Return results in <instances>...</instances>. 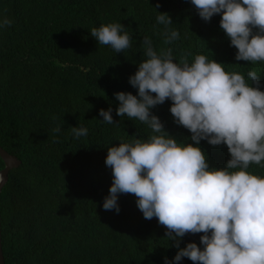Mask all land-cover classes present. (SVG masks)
Wrapping results in <instances>:
<instances>
[{"label":"trees","instance_id":"16d2710c","mask_svg":"<svg viewBox=\"0 0 264 264\" xmlns=\"http://www.w3.org/2000/svg\"><path fill=\"white\" fill-rule=\"evenodd\" d=\"M157 13H167L173 23L168 29L179 32L172 44L164 43ZM5 16L13 24L0 28V147L21 163L0 191L4 263L165 264L166 258L172 264L179 249L157 218L143 217L134 194H118L119 213L102 207L113 179L105 165L108 147L154 134L138 120L116 115L114 93L137 94L128 80L146 59L144 37L157 52L172 48L176 62L188 53L189 63L205 55L246 81L256 71L261 91L264 61H237L221 16L205 22L190 0H0V19ZM108 23L129 30L131 48L116 53L91 37L93 27ZM171 105L166 100L151 109L164 131L200 147L210 168H223L227 146L194 144L174 122ZM109 107L118 126L102 122L99 110ZM57 126L61 131L54 133ZM72 127L87 128V136L74 138ZM248 171L264 177L260 165L250 164ZM201 235L186 234L179 248L196 243L202 250ZM179 264L193 262L185 257Z\"/></svg>","mask_w":264,"mask_h":264},{"label":"clouds","instance_id":"9594fccd","mask_svg":"<svg viewBox=\"0 0 264 264\" xmlns=\"http://www.w3.org/2000/svg\"><path fill=\"white\" fill-rule=\"evenodd\" d=\"M190 2L205 22L221 16L219 26L237 49V61H264V0ZM156 20L165 26V44L179 39L177 30L168 29L173 23L167 13H157ZM12 24L6 16L0 19V28ZM90 35L116 53L132 47V35L121 23L93 27ZM142 45L146 59L128 80L137 94L114 93L116 115L138 120L154 134L147 140L134 135L130 142L108 147L105 165L113 179L103 209L119 213L118 194H134L143 217L157 218L166 229L165 238L179 249L172 264L185 257L193 264H264V177L248 171L250 164L264 167L259 75L247 73L250 86L243 75L226 72L223 64L205 55L189 63L188 53L176 62L172 48L157 52L148 37ZM166 100L172 102L174 122L191 133L194 144L206 140L227 146L230 159L223 168H210L200 147L178 143L164 131L151 109ZM99 115L102 122L118 126L111 107ZM71 131L76 139L88 134L84 127ZM197 233H203L202 250L196 243L179 248L180 238Z\"/></svg>","mask_w":264,"mask_h":264},{"label":"water","instance_id":"95a60500","mask_svg":"<svg viewBox=\"0 0 264 264\" xmlns=\"http://www.w3.org/2000/svg\"><path fill=\"white\" fill-rule=\"evenodd\" d=\"M0 158L4 163V168L0 171V191L2 186L8 179V172L20 165L21 161L18 160L14 155L7 153L4 149L0 147ZM0 264H5L3 260V254L1 249V240H0Z\"/></svg>","mask_w":264,"mask_h":264}]
</instances>
